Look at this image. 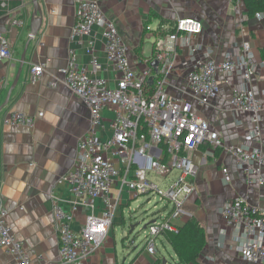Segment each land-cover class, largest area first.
I'll list each match as a JSON object with an SVG mask.
<instances>
[{"label":"crops","instance_id":"1","mask_svg":"<svg viewBox=\"0 0 264 264\" xmlns=\"http://www.w3.org/2000/svg\"><path fill=\"white\" fill-rule=\"evenodd\" d=\"M84 0H39L37 12L32 0H0V32L11 43L12 57L0 60V107L8 99L18 73L21 57L31 32L33 16H41L42 26L30 41L24 69L16 87L11 90L7 104L0 110V198L8 210V221L16 234L32 250L31 264H62L60 261L59 234L54 227V213L50 197L56 186L59 195L70 198L68 186L58 183L71 171L79 159L78 143L91 126L88 106L65 84V68L72 56L82 68L116 86L120 73L107 59L103 28L93 27L94 55L88 53L89 37H72L76 10ZM106 15L115 21L119 32L128 43L129 57L136 70L153 65L154 45L164 33L171 31L180 18H196L203 22L200 35H183L180 38L178 58L174 72L166 86L175 98L189 99L194 111L209 121L226 145L241 144L264 151V9L261 16L248 13L245 0H97ZM21 19L23 26L14 24ZM249 42L256 55L257 72L251 81L256 96L263 105L261 132L251 136L255 128L253 115L236 116L231 110L233 90L243 79L234 75H219L221 92L211 104L201 106L191 96L187 82L188 67L184 62L194 55L212 57L222 61L227 52L239 54L242 44ZM102 64L92 65L93 58ZM45 62L46 70L36 82L30 80L34 64ZM58 82L57 86L52 85ZM19 111L36 116L33 127L6 124L9 112ZM43 116L38 117V113ZM114 109L103 113L102 138L113 135ZM160 155V152H159ZM198 166L194 177L196 191L186 204V209L205 229L206 245L199 256V264H254L246 261L238 249L233 234L234 226H226L221 215L223 204L236 196L264 208V186L249 185L243 172L237 169L232 153L223 148H212L208 143L190 153ZM118 165L119 159L114 157ZM161 159H169L161 155ZM228 168L229 179L223 177ZM151 178L163 185L173 180L177 172L163 180L155 174ZM118 184L111 189L118 193ZM134 197L124 192L109 234L101 248L84 264H177L178 256L162 232L158 238L157 253L148 252L145 244L147 227L161 215L169 213L171 205L151 197ZM87 210L79 208L74 213L73 227L80 230L86 221ZM191 217L173 220L177 229ZM41 257V258H40ZM0 264H18L0 246Z\"/></svg>","mask_w":264,"mask_h":264},{"label":"built area","instance_id":"2","mask_svg":"<svg viewBox=\"0 0 264 264\" xmlns=\"http://www.w3.org/2000/svg\"><path fill=\"white\" fill-rule=\"evenodd\" d=\"M261 14L258 12L257 16ZM75 16L72 37H89L85 46L92 55L95 51L93 27L103 28L108 62L119 71L120 78L116 86H110L104 78L82 68L74 56L61 69L64 84L88 106L91 113V126L78 143V162L58 182L68 186L71 197L59 195L56 186L50 192L62 264H84L101 248L124 192L134 197L145 195L158 198L171 205L169 213L161 215L147 227L145 244L148 252L155 255L160 234L178 230L172 221L192 217L186 204L196 191L193 180L199 168L190 153L202 144L208 143L212 148H223L232 153L236 167L245 175L247 184L264 186V151L241 144L226 145L209 121L194 111L192 101L175 98L166 88L176 67L180 38L185 34H202L204 24L201 20L178 19L171 31L156 40L153 56L158 66L154 69L149 65L136 70L129 57L128 43L97 0L80 1ZM14 24L23 26L24 22L15 19ZM11 57L10 40L0 32V60ZM191 58L183 66L188 67L187 82L192 98L201 106L211 104L221 92L220 74L225 78L241 76L243 82L233 90L230 98L231 110L236 116L251 113L255 125L251 136H263V105L251 86L257 72L252 45L244 42L239 54L229 51L220 62L212 57L201 59L194 55ZM92 65L95 69L102 68L95 57ZM45 70V62L34 64L30 69V80L38 81ZM52 85L57 86L58 82ZM107 109L115 110L113 135L102 138L99 132L104 125L103 113ZM41 116L43 112L38 113V117ZM4 121L6 124L33 127L36 116L12 111ZM162 154L169 159L162 160ZM174 171L177 176L163 185L150 176L153 173L165 180ZM222 172L224 179L228 180V168H223ZM116 182L119 190L114 195L111 189ZM79 208H85L87 214L84 226L76 230L73 218ZM220 211L226 226L236 229L233 237L243 258L254 264H264V208L236 196L227 200ZM0 246L18 264H31L33 251L14 231L1 198Z\"/></svg>","mask_w":264,"mask_h":264},{"label":"trees","instance_id":"3","mask_svg":"<svg viewBox=\"0 0 264 264\" xmlns=\"http://www.w3.org/2000/svg\"><path fill=\"white\" fill-rule=\"evenodd\" d=\"M250 15L264 9V0H245ZM264 60V48L261 52ZM165 236L178 256L177 264H199V256L206 245V233L201 223L189 218L177 231H165ZM155 264H160V259Z\"/></svg>","mask_w":264,"mask_h":264},{"label":"water","instance_id":"4","mask_svg":"<svg viewBox=\"0 0 264 264\" xmlns=\"http://www.w3.org/2000/svg\"><path fill=\"white\" fill-rule=\"evenodd\" d=\"M32 1H33V4L35 6L36 11L40 12L41 11V7H40V4H39V0H32ZM42 22H43V19H42L41 16H39V17L38 16L37 17L33 16L32 17V20H31V32H30L29 40L27 41L24 53H23V55L21 57L20 67H19L18 73L16 75V78H15L13 84H12L11 90H13L16 87V85L18 84V82H19V79L21 77L22 71L24 69L25 57H26V52L28 50L29 43L38 34V32H39V30H40V28L42 26ZM153 64H154L155 67H157L159 63H158V61H155ZM11 90L9 92L8 99L5 102V104H7L8 101H9ZM4 105H2L0 107V110L3 108Z\"/></svg>","mask_w":264,"mask_h":264},{"label":"rangeland","instance_id":"5","mask_svg":"<svg viewBox=\"0 0 264 264\" xmlns=\"http://www.w3.org/2000/svg\"><path fill=\"white\" fill-rule=\"evenodd\" d=\"M139 198H148V196L142 195ZM152 199H154L155 201H160L158 198L152 197Z\"/></svg>","mask_w":264,"mask_h":264}]
</instances>
